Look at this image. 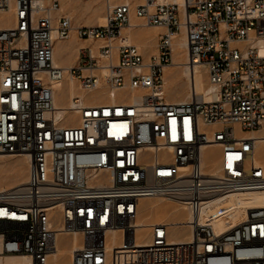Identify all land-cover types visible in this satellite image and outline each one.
Masks as SVG:
<instances>
[{
	"label": "built area",
	"instance_id": "1",
	"mask_svg": "<svg viewBox=\"0 0 264 264\" xmlns=\"http://www.w3.org/2000/svg\"><path fill=\"white\" fill-rule=\"evenodd\" d=\"M90 1L105 3L106 24L76 26L90 42L64 68L54 49L73 19L57 12L61 0H0L14 22L0 28V153L29 157L26 183L0 190V256L49 264L57 234L79 231L70 264H264V207L222 233L198 220L215 197L264 191V55L252 44L264 37V0ZM134 18L165 29L149 59L122 36ZM178 35L213 99L169 101L164 68ZM66 77L84 95L59 116L55 85ZM95 91L111 100L94 102ZM151 198L188 207L193 218L175 225L190 240L169 241L162 223L137 243L139 203Z\"/></svg>",
	"mask_w": 264,
	"mask_h": 264
},
{
	"label": "bare ground",
	"instance_id": "2",
	"mask_svg": "<svg viewBox=\"0 0 264 264\" xmlns=\"http://www.w3.org/2000/svg\"><path fill=\"white\" fill-rule=\"evenodd\" d=\"M117 2V0H112ZM130 1V0H128ZM144 2V0H137ZM136 1V2H137ZM161 3L167 1H178L182 0H158ZM100 1L90 0H61V6L57 11L59 14L66 13L71 19L75 18L73 22V29L68 38V42L60 43L59 41L55 44L53 62L59 67H70L73 65L71 62L73 56L71 54L78 53L81 49H84L90 42V40L81 39L76 34V26H80L83 23L85 25H105L106 14L105 6H99ZM102 2V1H101ZM104 4V3H103ZM85 16H88L86 18ZM86 18V21L82 23V19ZM14 24L11 12L2 11L0 13V28L12 26ZM133 26L127 27L122 30V36L127 42L136 44L137 47L143 51L146 59H149L152 55L157 54V42L159 34L164 32L162 26H145L141 24V20L134 18L132 21ZM136 25V27L134 26ZM95 47L97 42L94 43ZM261 55H264V37H257L252 41ZM152 48L151 52H146ZM72 52V53H71ZM188 56L186 50V40L182 35H178L175 38L173 45V64L167 65L164 68V79H165V92L167 94H175L177 97L169 101L172 102H186L195 96H204L205 99H213V87L208 82L206 75V67L201 64H195L194 68L187 64ZM72 63V64H71ZM3 74H0V84H3ZM181 81L186 83L188 90L184 94V97H178L183 90H178L174 86L178 83L181 85ZM195 84L194 89H190V84ZM183 86V85H182ZM57 92L55 94L54 104L59 109L57 115L61 116L67 112L71 104V100L76 95L83 96L84 93L78 87L77 81L74 78L66 77L64 81L55 85ZM174 87V88H173ZM193 87V86H192ZM92 99L94 102H100L102 100H111L110 93L95 91L92 93ZM113 100V99H112ZM260 149L263 151L264 141H259ZM216 147H209L205 151V155L214 154ZM6 156H20L16 160H5ZM24 164L25 168L22 169L21 165ZM24 171V172H23ZM29 171V157L25 154H7L4 152L0 153V190L10 189L19 185H23L27 181ZM215 169L207 170V174H213ZM8 182V183H7ZM254 192H240L237 196L221 195L215 197L209 201H206L200 210L198 220L201 224H208L213 227L217 233H222L234 226L239 225L245 221L248 217L249 209L258 207H264V191ZM161 199V198H160ZM172 206L170 205H158L159 203H147L141 200L139 203L136 225H137V243L139 245H146L149 242V234L147 235L150 226L154 224L169 223L172 224L171 235L169 241L181 242L188 241L192 238L191 231L188 226L175 225L176 223H185L190 221L193 216L188 210L185 216H183L180 210L187 211L188 207L181 201L173 200ZM171 203V202H170ZM180 206V208H179ZM178 207V208H177ZM184 211V212H185ZM155 215L156 220L152 222L147 221L148 215ZM167 220V221H166ZM147 230V233H146ZM67 235H71V245L67 243ZM119 233L114 231L111 234L113 239L112 245H120L121 240H118ZM82 236L79 231L69 232L60 231L57 234L56 249L49 257V264H62L65 254H71L73 250L81 247ZM32 259L29 255H5L0 256V264H31Z\"/></svg>",
	"mask_w": 264,
	"mask_h": 264
},
{
	"label": "rangeland",
	"instance_id": "3",
	"mask_svg": "<svg viewBox=\"0 0 264 264\" xmlns=\"http://www.w3.org/2000/svg\"><path fill=\"white\" fill-rule=\"evenodd\" d=\"M104 2H99L98 3V5L99 6H105V3L103 4ZM66 14V13H65ZM86 18H88V16H85ZM86 18H83L81 21H82V23L83 22H85L86 21ZM73 19V22L75 23V18H72ZM84 24V23H83ZM141 24H143V21L141 20ZM68 40L69 39H66V40H59V42L60 43H66V42H68ZM151 50H152V48H150L149 47V49H148V51H146L147 53L148 52H151ZM72 53V52H71ZM71 55H73V56H70V58L72 57V59H71V62H73V65L76 63V61H77V53H74V54H71ZM78 56H79V53H78ZM72 64V63H71ZM181 83H183L182 85L180 84V83H178L177 84V86L175 85L174 87L176 88V89H178V90H183V92H181V94L180 95H178V97L180 96V97H184V94L186 93V91L188 90V87H187V85H186V83H184V81L182 82L181 81ZM2 85V83L0 84V86ZM173 87V88H174ZM166 94H167V91H166ZM168 95V99L169 100H171V99H173V98H176L177 96L175 95V94H173L172 92H171V94L169 93V94H167ZM179 97V98H180ZM7 154H9V153H7ZM20 158V156H6V157H4V159L5 160H16V159H19ZM21 167H22V169L24 170V168H25V165L24 164H22L21 165ZM24 172V171H23ZM8 183V182H7ZM254 193H257V192H254ZM239 193H237L236 195L235 194H230V195H227V196H237ZM145 202H147V203H159L158 205H160V206H162V205H171L172 206V204H173V201L171 200V199H164V198H151V199H145L144 200ZM171 202V203H170ZM178 208V207H177ZM179 208H180V206H179ZM185 211V210H184ZM183 210H180V212H181V214L183 215V216H185L186 215V213L188 212V209H187V211H185L184 212ZM147 221L148 222H152L153 220H156V218H155V215L153 214V215H148L147 217ZM167 221V220H166ZM148 232H150V229L148 230ZM146 233H147V230H146ZM149 234V236H150V233H147V235ZM71 242H72V238H71V235H67V243H68V245H71ZM70 257H69V254L67 253V254H65V256H64V258H63V262H62V264H70Z\"/></svg>",
	"mask_w": 264,
	"mask_h": 264
}]
</instances>
